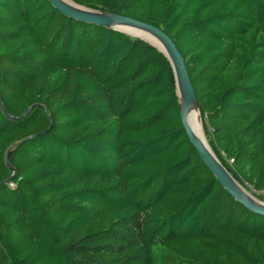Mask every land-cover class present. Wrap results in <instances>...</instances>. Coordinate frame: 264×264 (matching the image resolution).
Instances as JSON below:
<instances>
[{"label":"trees","instance_id":"obj_1","mask_svg":"<svg viewBox=\"0 0 264 264\" xmlns=\"http://www.w3.org/2000/svg\"><path fill=\"white\" fill-rule=\"evenodd\" d=\"M72 2L166 34L211 152L264 192V0ZM0 264H264V216L198 157L160 52L0 0Z\"/></svg>","mask_w":264,"mask_h":264},{"label":"water","instance_id":"obj_2","mask_svg":"<svg viewBox=\"0 0 264 264\" xmlns=\"http://www.w3.org/2000/svg\"><path fill=\"white\" fill-rule=\"evenodd\" d=\"M49 3L58 10L62 15L72 18L88 24H94L101 27L117 30L123 32L129 36L139 38L144 42L151 45L158 52H160L166 60L169 62L174 77V85L176 90V96L180 105V122L184 128L186 136L190 144L196 150V153L202 163L208 168L210 173L213 175L217 183L236 201L242 204L247 210L255 212L259 215L264 216V204L258 202L262 206L255 205L251 201L247 200L242 194L236 190L230 183L224 172L216 165L210 155L204 149V147L196 140L192 130L186 125V106L190 99H194V93L187 76V71L184 62L182 61L181 55L175 48L173 42L164 34L160 29L138 21H134L124 16L93 12L88 14L80 11L73 10L68 6L61 3L59 0H48ZM77 7H80L76 5ZM83 8V7H80ZM85 9V8H83ZM87 10V9H86ZM122 26V28H118ZM153 38L157 43L161 45L160 50L158 47L151 44L143 36ZM196 104V101H195ZM197 107V105H196ZM198 109V108H197ZM222 167V166H221Z\"/></svg>","mask_w":264,"mask_h":264},{"label":"bare ground","instance_id":"obj_3","mask_svg":"<svg viewBox=\"0 0 264 264\" xmlns=\"http://www.w3.org/2000/svg\"><path fill=\"white\" fill-rule=\"evenodd\" d=\"M61 3H63L64 5L68 6L69 8L76 10V11H80V12H84V13H88V14H93L92 11L77 7L72 1L70 0H59ZM118 28H122V26H119ZM146 40H148L151 44H153L154 46L158 47L160 50L163 51V49H161V45L159 43H157L155 40H153V38L148 37L147 35L143 36ZM186 125L192 130L194 137L196 138V140L198 142H200V144L204 147V149L207 151V153L210 155V157L212 158V160L216 163V165L224 172L225 176L228 178V180L230 181V183L233 185V187L238 190L242 196L244 198H246L247 200L251 201L252 203H254L255 205H259L262 206L261 204H259L258 202H256V200H252V198L249 197V195H247L242 188H240V186H238L234 180L227 174V172L221 167V165L219 164L218 160L215 158L214 154L211 152L210 148L208 147L203 132H202V127H201V122H200V117H199V112L198 109L196 107L195 101L194 99H190L189 103L186 106Z\"/></svg>","mask_w":264,"mask_h":264},{"label":"rangeland","instance_id":"obj_4","mask_svg":"<svg viewBox=\"0 0 264 264\" xmlns=\"http://www.w3.org/2000/svg\"><path fill=\"white\" fill-rule=\"evenodd\" d=\"M70 1H72V0H70ZM109 2H110V0H104V7L105 8H107L108 7V5H109ZM74 3V2H73ZM75 4V3H74ZM76 5V4H75ZM85 9H87V8H85ZM87 10H89V11H92V12H99V13H107V14H110L109 12H107L106 10L105 11H103V10H101V9H98V10H94V9H87ZM112 14V13H111ZM113 14H116V13H113ZM199 115H200V113H199ZM200 121H201V119H200ZM202 132H203V130H202ZM203 135H204V133H203ZM205 138V137H204ZM228 174V173H227ZM229 175V174H228ZM230 176V175H229ZM231 177V176H230ZM232 178V177H231ZM238 186H240V188H242V190L247 194V195H249V197L250 198H252V200H256V202H261L262 204H264V202L263 201H261V200H259V198L257 197V195L253 192V193H250L248 190H246V189H244L241 185H239L236 181H234ZM251 191V190H250ZM252 194H255V195H252Z\"/></svg>","mask_w":264,"mask_h":264},{"label":"built area","instance_id":"obj_5","mask_svg":"<svg viewBox=\"0 0 264 264\" xmlns=\"http://www.w3.org/2000/svg\"><path fill=\"white\" fill-rule=\"evenodd\" d=\"M256 195H261V196H264V192H259V193H257V192H254Z\"/></svg>","mask_w":264,"mask_h":264}]
</instances>
